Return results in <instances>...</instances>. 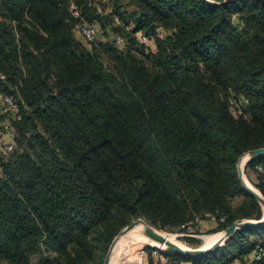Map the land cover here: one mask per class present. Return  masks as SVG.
<instances>
[{"label": "trees", "instance_id": "obj_1", "mask_svg": "<svg viewBox=\"0 0 264 264\" xmlns=\"http://www.w3.org/2000/svg\"><path fill=\"white\" fill-rule=\"evenodd\" d=\"M224 1L112 0L99 12L93 0H0L3 89L20 91L22 112L0 159V264H104L140 216L182 229L213 216L214 231L263 217L238 162L264 147V0ZM75 11L128 46H87ZM246 168L264 196V156ZM261 249L264 226L203 257L161 252L264 264ZM155 250L146 264H161Z\"/></svg>", "mask_w": 264, "mask_h": 264}, {"label": "built area", "instance_id": "obj_2", "mask_svg": "<svg viewBox=\"0 0 264 264\" xmlns=\"http://www.w3.org/2000/svg\"><path fill=\"white\" fill-rule=\"evenodd\" d=\"M112 0H93L94 5L97 7L99 12H104L108 4ZM109 11L106 9L105 11ZM76 15L80 16V21L76 25V30L83 36V38L88 41H94L98 38V35L101 32V24L99 21H88L85 17L80 15L79 11H75ZM116 21L119 19L118 16L115 17ZM158 36L163 37L168 31L163 27H158L157 29ZM139 41L145 46L147 53L155 52L157 50L155 39L143 32L138 33ZM115 40L120 43H125V39L121 35H116ZM6 76L0 71V109L2 114L6 116V119L1 123L0 137L6 136L7 140L4 142V148L7 151H12L15 147V130L13 126V121L21 119V102L17 95L6 92L3 88V83L5 82ZM211 219L215 220V217L211 216ZM168 251V250H166ZM170 252V251H169ZM154 256L156 261L161 264H172L170 261V255L164 254L160 250L154 251ZM264 258V250L261 249L255 256L257 261ZM188 264V263H184Z\"/></svg>", "mask_w": 264, "mask_h": 264}, {"label": "rangeland", "instance_id": "obj_3", "mask_svg": "<svg viewBox=\"0 0 264 264\" xmlns=\"http://www.w3.org/2000/svg\"><path fill=\"white\" fill-rule=\"evenodd\" d=\"M75 35L84 44H86L87 46L90 45V42L86 41L83 38V36L76 30V28H75ZM114 35H115L114 32H111L110 30L107 31V32L102 31L98 35V37L100 38V39L98 38L100 40L98 43L99 44L106 43V44H108V45H110V46H112L114 48L125 49L128 46L127 43L125 42L123 44L122 43L119 44L115 40ZM154 43L155 44L157 43L156 39H155ZM15 90L17 91L16 88H15ZM17 97L21 100L20 91H17ZM5 119H6V116L4 114H2L1 109H0V129H1V123ZM12 123H13V126H15L16 122L13 121ZM6 140H7L6 136H2V138L0 137V159L3 158V157H7L11 153V151H7L4 148V142ZM246 167H245V170H244L245 176L258 189V187L255 185V182H254V180L256 179L255 173H252L251 171L248 172ZM137 219L144 220L148 225L153 226L156 229H159V230H162V231H165V232H169V233H173V234L176 233L177 234V240L179 242H182V243L186 244L187 247H191V248H201L203 246H206V241H207L206 240V236L207 235H210V234L217 233V232L225 230V229H222V230H219V231H214L213 229H215V228H217L219 226L218 223L216 225L214 224L215 225L214 228L209 229L208 226L205 225V223L210 222L211 220H213L211 218H203V219H200V220L197 219L195 221V223L192 224L191 226H188V225L185 226V229H182V228H179V227H167V228L158 227L155 224H153L151 221H149L144 216H140V217L134 219L133 221H135ZM203 222H204V225H202ZM120 232H119V234H120ZM187 237L196 238V239H198V242H194V243L190 242V241L187 240ZM128 240L129 239H125L124 242H126ZM149 248H151L152 251H153V249H157V250H160V251L167 250V249H165L163 247H158V246H154V247L149 246ZM140 251H141L140 254H142V260L141 261H136L133 258L134 255L139 254V253L135 254V253H132V252H128L126 250H125V252H124V250L115 251L114 253H116V257H115V259L112 258V264H146V261L149 259L148 257L150 255V252H152V251H150V249H147V248H145V249L142 248ZM129 254H131V255H129ZM118 261H120V262H118ZM237 264H239V263H237Z\"/></svg>", "mask_w": 264, "mask_h": 264}, {"label": "water", "instance_id": "obj_4", "mask_svg": "<svg viewBox=\"0 0 264 264\" xmlns=\"http://www.w3.org/2000/svg\"><path fill=\"white\" fill-rule=\"evenodd\" d=\"M232 0H225L224 2H230ZM245 155H248V159L247 161L243 164V158ZM264 156V147H259V148H255V149H251L247 152H245L239 159L238 162V172H239V176L243 182V184L245 185V187L247 188V190L254 195L258 201L261 203V205L264 208V196L261 193L260 190L255 189L254 187L250 186L247 183V180L245 178V167L247 166V164L253 160L256 159L258 157ZM139 221H144L142 219H137L133 222H131L130 224H128L124 229L121 230L120 234L114 239L113 243L110 246V249L107 253L106 259L104 264H112V254H113V250L115 247V244L117 243L118 239L124 235L127 234V232H129ZM264 226V215L261 219H239L234 221L230 226H228L224 232L222 233V235L214 242L212 243L210 246H203L201 248H191V247H184L183 245H180L178 243L175 242H170L167 247H165V249H167L170 252L173 253H179L181 255H183L186 258H194V257H203L206 255H210L211 253L215 252L219 247L223 246L227 240L229 238H231L232 236H234V234H236L238 231L242 230V229H246V228H253V227H261ZM149 232L153 233V226L149 225ZM152 246L154 247L155 245H152L150 243H146L143 246V249Z\"/></svg>", "mask_w": 264, "mask_h": 264}, {"label": "bare ground", "instance_id": "obj_5", "mask_svg": "<svg viewBox=\"0 0 264 264\" xmlns=\"http://www.w3.org/2000/svg\"><path fill=\"white\" fill-rule=\"evenodd\" d=\"M248 155H245L243 158V164L247 161ZM247 183L257 189L245 176ZM149 225L145 221H139L127 234L122 235L117 243L115 244L112 258L115 259L116 253L115 251L119 250H125L132 253H139L134 255V259L136 261L142 260V254H140V250L143 248V246L146 243H150L152 245L158 246V247H167V245L170 242H175L180 245H183L184 247H187L186 244L179 242L177 240V234L165 232L156 228H153V233H150ZM224 231H220L217 233H213L206 236V246H210L212 243H214L223 233ZM125 239H129L128 241L124 242ZM131 255V254H129ZM133 255V254H132ZM130 257V256H129ZM121 261V260H120ZM118 261V262H120Z\"/></svg>", "mask_w": 264, "mask_h": 264}, {"label": "crops", "instance_id": "obj_6", "mask_svg": "<svg viewBox=\"0 0 264 264\" xmlns=\"http://www.w3.org/2000/svg\"><path fill=\"white\" fill-rule=\"evenodd\" d=\"M202 221V220H201ZM217 224V222H215V220L213 221V220H211L210 222H207V223H205V225L206 226H208V228L209 229H212V228H214V226ZM202 225H204V222L202 223Z\"/></svg>", "mask_w": 264, "mask_h": 264}]
</instances>
